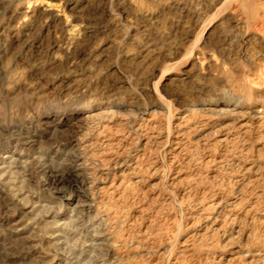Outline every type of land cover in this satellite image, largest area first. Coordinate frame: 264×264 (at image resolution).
<instances>
[{
    "label": "rangeland",
    "instance_id": "obj_1",
    "mask_svg": "<svg viewBox=\"0 0 264 264\" xmlns=\"http://www.w3.org/2000/svg\"><path fill=\"white\" fill-rule=\"evenodd\" d=\"M0 264H264V0H0Z\"/></svg>",
    "mask_w": 264,
    "mask_h": 264
}]
</instances>
